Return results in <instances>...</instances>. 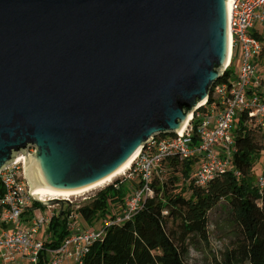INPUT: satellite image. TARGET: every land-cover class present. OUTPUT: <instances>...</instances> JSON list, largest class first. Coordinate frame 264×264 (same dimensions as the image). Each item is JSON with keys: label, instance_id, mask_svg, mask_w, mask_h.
Masks as SVG:
<instances>
[{"label": "water", "instance_id": "1", "mask_svg": "<svg viewBox=\"0 0 264 264\" xmlns=\"http://www.w3.org/2000/svg\"><path fill=\"white\" fill-rule=\"evenodd\" d=\"M230 50L228 0H0V170L33 145L43 199L103 180L181 131Z\"/></svg>", "mask_w": 264, "mask_h": 264}, {"label": "built area", "instance_id": "2", "mask_svg": "<svg viewBox=\"0 0 264 264\" xmlns=\"http://www.w3.org/2000/svg\"><path fill=\"white\" fill-rule=\"evenodd\" d=\"M228 22L231 50L226 69L237 49L241 54L235 77L214 84L210 97L192 114L185 129L169 135L156 134L147 141L123 173L131 190L124 196L121 210L113 218H106L105 225L131 219L139 212L143 200L153 195V180L163 172L164 161L170 156L181 159L199 157L193 175L202 185L217 172L232 168L229 159L235 150L232 130L243 110L249 111L250 124L264 126V70L259 60L264 48V0H228ZM258 23H261L262 30L257 27ZM34 149L29 145L26 152H19L16 160L0 170L4 185L0 199V260L21 264L25 259L39 264L46 251L51 255V264H63L66 259L84 264L90 247L104 229L84 228L78 213L71 211L67 221L68 235L57 247L47 245V231L55 212L34 207L37 194L25 172L26 154L33 153ZM259 182L264 184V174ZM112 184L117 189L121 185L119 182ZM56 196L49 195L46 200L59 198ZM69 196L59 199L74 206Z\"/></svg>", "mask_w": 264, "mask_h": 264}, {"label": "trees", "instance_id": "3", "mask_svg": "<svg viewBox=\"0 0 264 264\" xmlns=\"http://www.w3.org/2000/svg\"><path fill=\"white\" fill-rule=\"evenodd\" d=\"M235 55L219 81L232 76ZM259 60L264 62V48ZM249 120V111L243 110L234 133L232 168L217 172L207 184L197 183L193 175L199 157L165 159L163 172L153 180V195L143 200L133 218L104 224L84 264H192L191 248L197 239H209L210 213L220 203L228 207L234 237L223 259L215 264H264V184L254 172L264 147V126L250 124ZM3 194L0 177V199ZM125 194L109 184L78 207L67 205L55 212L47 231V245L57 247L68 235L71 211L92 223L99 210L103 214L110 211V202L116 198L123 202ZM34 207L44 209L45 205L35 200ZM39 264H48L46 251Z\"/></svg>", "mask_w": 264, "mask_h": 264}, {"label": "rangeland", "instance_id": "4", "mask_svg": "<svg viewBox=\"0 0 264 264\" xmlns=\"http://www.w3.org/2000/svg\"><path fill=\"white\" fill-rule=\"evenodd\" d=\"M257 27L262 30L261 23H258ZM240 52L239 49L236 50V58L234 61V65L232 66V76L233 79L235 77V73L238 72L240 66ZM237 121L235 122L232 130V134L235 137V131L237 129ZM264 142V138H263ZM230 161L232 160V152L229 156ZM232 166V163H230ZM254 172L257 180L261 178L264 174V147L260 154V157L257 158ZM125 177L123 174L118 175L113 179V182H109L103 184L101 186L95 187L85 192L73 194L70 197L71 200L74 201V206L77 207L78 204H82L85 199H89L94 196L99 190L108 186L109 184L115 183L117 181H123L120 185V189L126 191V194L130 192V183L128 180L124 181ZM116 188V187H115ZM67 204L61 202L53 203L51 205H47L44 207V211L58 212L62 208L66 207ZM122 207V200L120 198H116L109 204L110 211H107L103 214L101 210L96 213V216L92 219V223L87 221L86 219L80 217L79 221L84 228H89L91 230H100L104 226V221L106 218L112 216L113 213H118ZM234 237L233 225L229 218V210L225 203H220L216 208H214L210 213V225H209V239H197L190 251V262L192 264H215L216 260L223 259V253L230 245V240ZM0 264H7L6 262H2L0 260Z\"/></svg>", "mask_w": 264, "mask_h": 264}, {"label": "bare ground", "instance_id": "5", "mask_svg": "<svg viewBox=\"0 0 264 264\" xmlns=\"http://www.w3.org/2000/svg\"><path fill=\"white\" fill-rule=\"evenodd\" d=\"M204 103V102H203ZM202 103V104H203ZM192 114H190L188 120L192 117ZM188 124V121L185 122V124L183 125L182 129H185L186 125ZM141 148H139L122 166H120L115 172H113L112 174H110L109 176H107L106 178H104L103 180L97 182V183H94L88 187H85L83 189H80V190H77V191H71V192H55L54 195H58L56 197H63V196H68V195H73V194H77V193H81V192H85V191H88L90 189H93L95 187H98V186H101L103 184H106V183H109L111 182L115 177H117L118 175L120 174H123L130 166L131 164L133 163V161L135 160V158L137 157L139 151H140ZM38 195V194H37ZM39 196V195H38ZM41 199H43L41 196H39ZM48 199V197H45L43 200H46Z\"/></svg>", "mask_w": 264, "mask_h": 264}, {"label": "crops", "instance_id": "6", "mask_svg": "<svg viewBox=\"0 0 264 264\" xmlns=\"http://www.w3.org/2000/svg\"><path fill=\"white\" fill-rule=\"evenodd\" d=\"M261 66V69L262 71L264 70V62H261L260 64ZM50 259H51V255L49 252H47V260H48V264H51L50 262ZM4 262V261H2ZM7 264H18V263H7ZM21 264H31L30 262H28L27 260H22V263ZM63 264H75V261L73 259H66Z\"/></svg>", "mask_w": 264, "mask_h": 264}]
</instances>
